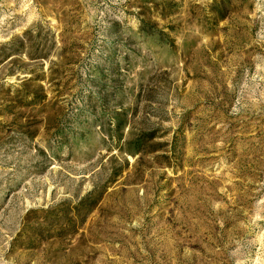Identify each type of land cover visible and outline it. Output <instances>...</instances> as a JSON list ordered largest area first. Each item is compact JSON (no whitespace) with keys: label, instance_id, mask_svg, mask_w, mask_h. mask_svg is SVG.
Returning a JSON list of instances; mask_svg holds the SVG:
<instances>
[{"label":"rangeland","instance_id":"obj_1","mask_svg":"<svg viewBox=\"0 0 264 264\" xmlns=\"http://www.w3.org/2000/svg\"><path fill=\"white\" fill-rule=\"evenodd\" d=\"M0 264H264V0H0Z\"/></svg>","mask_w":264,"mask_h":264}]
</instances>
